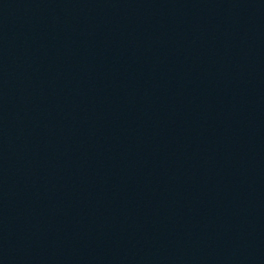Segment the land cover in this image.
Instances as JSON below:
<instances>
[{
    "label": "water",
    "instance_id": "1",
    "mask_svg": "<svg viewBox=\"0 0 264 264\" xmlns=\"http://www.w3.org/2000/svg\"><path fill=\"white\" fill-rule=\"evenodd\" d=\"M0 264H264V0H0Z\"/></svg>",
    "mask_w": 264,
    "mask_h": 264
}]
</instances>
